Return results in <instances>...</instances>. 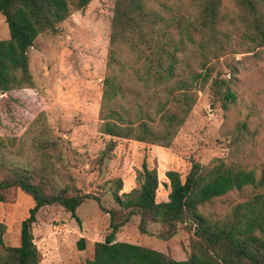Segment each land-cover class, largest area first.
<instances>
[{
  "label": "trees",
  "instance_id": "1",
  "mask_svg": "<svg viewBox=\"0 0 264 264\" xmlns=\"http://www.w3.org/2000/svg\"><path fill=\"white\" fill-rule=\"evenodd\" d=\"M93 0H0V15L9 28V38L0 40V92L34 89L29 52L45 34L57 35L72 11L85 10ZM187 6L175 11L169 0H116L111 24L109 76L104 80L100 112L102 133L111 137L93 162L92 172H104L117 140H135L169 148L187 121L195 95L194 83H206L234 34L241 33L264 46V0H229L240 13L229 17L226 0H184ZM228 24V25H227ZM227 26H231L226 28ZM196 46L201 73L180 79L181 55ZM122 48L135 57L134 65L121 60ZM137 84L153 89L152 96L137 108L121 105L130 97L143 99ZM224 97L235 100L226 81ZM221 86V84H217ZM168 97L160 99L159 90ZM159 99L153 112L146 107ZM132 105V104H129ZM158 126V127H157ZM19 142L0 136V203H14L19 192L30 196L34 206L22 222L20 245L5 244L7 227L0 222V264H40L33 226L39 211L58 205L78 219L77 211L87 200H95L109 215L110 233L95 245L88 264H264V171L223 162L202 166L194 163L185 178L177 171L165 173L170 189L167 202H157L160 179L146 163L138 172L140 187L120 194L116 181L113 199L117 208L106 210L99 196L83 193L71 170L67 149L42 124H35ZM252 192L224 216L212 207L234 192ZM134 217L139 231L149 234L151 225L162 227L161 237L170 239L185 227L192 233L190 256L178 261L168 254L144 246L119 242L118 233ZM86 240L78 242L85 250Z\"/></svg>",
  "mask_w": 264,
  "mask_h": 264
},
{
  "label": "rangeland",
  "instance_id": "2",
  "mask_svg": "<svg viewBox=\"0 0 264 264\" xmlns=\"http://www.w3.org/2000/svg\"><path fill=\"white\" fill-rule=\"evenodd\" d=\"M116 0H93L85 10H74L60 25L57 35L40 36L29 52L34 89L0 92V136L21 140L36 123L54 135L71 158V172L78 188L86 194L99 196L106 210L117 208L113 199L116 181L122 179V193L140 187L138 172L146 163L156 169L160 179L157 202H167L170 189L165 175L177 171L185 178L194 163L209 166L223 162L227 165L264 171V46H258L241 33L233 35L226 54L209 62L214 67L208 82L194 83L190 94L195 95L194 107L185 124L177 132L169 148L135 140L119 139L107 169L92 172L93 162L111 137L102 133L100 112L104 80L109 76L111 24ZM175 11L184 9L187 1L169 0ZM229 17H238L235 3L225 1ZM228 25V24H227ZM231 27L227 26L226 28ZM9 28L0 15V40L8 39ZM121 60L128 65L135 57L122 48ZM180 79L190 80L201 73L200 56L196 46L181 55ZM224 80L235 100L226 101ZM133 83L143 99L130 97L121 105L128 108L145 106L152 90ZM221 84V86H217ZM159 90L160 99L168 97L167 88ZM157 98L152 106L153 112ZM132 104V105H129ZM158 127V126H157ZM252 192H234L212 207L221 217L243 202ZM34 206L33 199L19 192L14 203H0V222L7 227L5 244L20 245L21 225ZM74 219L58 205L43 207L34 224L35 243L41 253L40 264H88L93 260L95 245L104 242L110 233L109 215L95 200H87ZM140 218L134 217L121 229L116 240L151 248L170 255L178 261L190 256L192 233L185 227L170 239L161 237L160 225H151L149 234L139 229ZM86 240L81 251L78 242Z\"/></svg>",
  "mask_w": 264,
  "mask_h": 264
}]
</instances>
